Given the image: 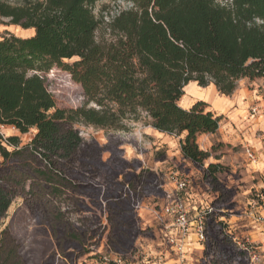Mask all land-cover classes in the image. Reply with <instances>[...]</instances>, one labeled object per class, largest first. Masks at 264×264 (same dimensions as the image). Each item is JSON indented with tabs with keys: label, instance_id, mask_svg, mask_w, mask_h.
<instances>
[{
	"label": "trees",
	"instance_id": "1",
	"mask_svg": "<svg viewBox=\"0 0 264 264\" xmlns=\"http://www.w3.org/2000/svg\"><path fill=\"white\" fill-rule=\"evenodd\" d=\"M96 1L27 0L13 6L0 0V24L34 31L0 37V126L35 131L22 146L18 137L0 134V219L22 197L41 232L72 264L95 261L102 244L124 258L133 254L136 238L149 233L138 226L133 199L163 196L157 173L144 170L136 158L126 160L119 145L85 142L75 124L115 132L143 120L161 133L183 136V159L202 166L210 152L199 148L197 137L216 133L221 117L201 101L182 108L184 87L213 84L230 96L241 79L264 81V0H130L131 7L109 23V40L97 39ZM53 66L81 86L82 106L57 107L45 77ZM103 151L112 154L108 166ZM95 160L99 165H91ZM226 170L211 163L202 172L215 194L203 243V251L214 254L212 264L248 256L228 225L226 231L218 222L235 208L227 202L230 188L216 176ZM102 172L106 188L96 183ZM132 225L135 234L118 248L115 239H127ZM0 264H27L7 227L0 231Z\"/></svg>",
	"mask_w": 264,
	"mask_h": 264
},
{
	"label": "rangeland",
	"instance_id": "2",
	"mask_svg": "<svg viewBox=\"0 0 264 264\" xmlns=\"http://www.w3.org/2000/svg\"><path fill=\"white\" fill-rule=\"evenodd\" d=\"M7 3L17 6L22 5L27 0H4ZM130 0H97L93 12L95 16L101 21V25L99 30L97 31V39L101 40H109L112 38L110 31L108 30V25L112 21V19L122 10L129 9L131 7ZM12 34L18 37H28L34 34L32 30H25L20 28L19 26L9 25V24H0V37ZM71 61H64V63H71ZM46 82L48 85L49 91L52 93L56 105L58 108L63 109H76L82 106L85 103V98L83 96L82 88L79 84L75 83L70 74L63 70L60 67L53 66L45 75ZM91 106V105H90ZM126 126L128 127L127 131H105L94 128L90 125H85L82 123L75 124V128L79 132V136L88 143H96L100 147L104 148L108 146V148H113L116 145H119L120 149L123 152V157L126 160L135 159L130 157V150L141 153H145L146 150L149 149L146 142V137L143 133L144 122L140 120L138 122H126ZM0 134L3 138H7L10 136H16L20 140V145H25L31 141L33 138L35 131L30 130L26 134H21L19 131L13 129L9 126H0ZM175 137V136H174ZM175 137L177 138H182ZM214 148L210 151V156L203 161L202 166H192L183 168V163L181 158L178 160V155H174L175 151H172L167 154L165 150L154 151V159L155 161H159V165L157 167L152 164V162H148V159L143 156L136 158L140 161L142 168L144 170H148L152 173H157L160 177V180L163 179L165 173L168 175L170 172L178 171L180 174H187L189 171L193 172L192 182L193 184L202 188H207V192L209 193V197L205 194L204 197L206 201L211 202L214 200L215 194L211 192L210 187L204 183L202 180V172L205 167H207L211 163H219L225 168L226 171L217 173L218 182L224 187L227 186L230 188L229 190V201H233L235 203V208L232 215L235 216H247V203L250 202L254 196L255 191L259 190L262 184L264 185V177L259 175L258 173L250 175V169L248 164L251 163L246 160L244 156V149L242 146H238L235 148H227L224 145H218L217 142L214 143ZM8 149H11L8 147ZM150 151V149H149ZM111 156L110 151H103L101 154V158L104 164L107 166L111 164ZM167 156L169 157L167 159ZM1 161V157H0ZM167 161V162H164ZM95 162V163H94ZM179 162V163H178ZM91 165H99L97 160L91 162ZM161 169V171H159ZM169 169V170H167ZM106 172H102L96 183L105 184L106 183ZM106 188V185H104ZM28 186H26L27 190ZM137 192L139 190L137 189ZM150 197L144 198V200L150 199ZM204 201V200H203ZM211 202L209 204H211ZM220 219L218 222L221 223L222 229L227 231V215ZM76 216H72V219H76ZM235 220V218H232ZM140 228L141 225L138 224ZM8 228L12 237L16 241L19 246L20 256L27 264H72L68 258H65L63 253L58 254L56 252V247L50 235L43 234L41 232L40 226L36 219L35 213L31 212L26 205L24 204V200L22 197H16L4 218L0 219V231L4 228ZM146 230V229H143ZM234 234L233 231H231ZM135 234L133 229V225L131 231L129 232V237L127 239L124 238H116V246L118 248H124L127 246L131 236ZM152 234V233H151ZM150 233H145L143 235H139L136 238L135 246L138 238L143 239L142 242L148 240L147 238L151 237ZM240 236V235H239ZM241 237V236H240ZM242 239V238H241ZM223 246H219L222 249ZM98 250V254L100 256L110 255L112 259L115 258L114 253L109 252L104 244L98 245L96 247ZM218 250V247H217ZM264 243L256 245L254 244V249L248 253L244 259L240 258L234 261V263L227 264H264ZM97 252V251H96ZM136 253V252H135ZM207 254V256H206ZM255 254L257 256L256 260H253L252 255ZM137 256V254H133L128 256V260L136 261L137 258H133ZM196 257L198 261L195 264H212V259L214 258V254H212V250L210 249L208 252L204 250L201 254H197ZM94 261H90L87 264H93Z\"/></svg>",
	"mask_w": 264,
	"mask_h": 264
},
{
	"label": "crops",
	"instance_id": "3",
	"mask_svg": "<svg viewBox=\"0 0 264 264\" xmlns=\"http://www.w3.org/2000/svg\"><path fill=\"white\" fill-rule=\"evenodd\" d=\"M198 101L205 103L207 111L221 117L216 133L202 134L197 137L199 148L203 151L210 152L214 148L215 142H217L218 145H224L230 149L238 146H242L244 149L245 146H249L257 156V161L255 163L251 162L248 164L250 175L258 173L264 177V81L262 79H255L253 81L247 78L241 79L238 82L237 88L230 96L220 95L213 84L200 87L196 82H189L184 87V95L180 98L179 105L184 109H189ZM252 109H255V112H252ZM143 133L150 151L148 149L145 153L139 155L138 152L133 151L132 148V150H130V157H146L148 162H152V164L157 167L160 162L155 161L153 157L154 151L163 149L167 154L175 151L173 154L178 155L176 160L181 158L183 168L191 167L192 164L183 159L180 152L179 141L181 138L176 139L174 136L161 133L151 126L145 125L143 127ZM168 158L167 156V159ZM140 160L143 161V158ZM159 171H161V169H159ZM187 174L193 176L192 171H189ZM166 175L165 173L164 177H166ZM258 187L262 188L264 185L262 184ZM168 188L172 189V186L169 185ZM206 189L205 187L201 189L195 184H192L189 188L186 200L191 204L193 211L203 209L211 202V199L209 202L205 200V194L209 197V193ZM157 204H161V201L154 197L144 200L143 202V207L138 216L139 225H141L142 229L150 228L153 235L144 242H142L143 239L140 240L141 238H138L136 247L140 254L151 253L157 255L163 253L167 262L173 263L174 258L169 256L167 246L160 238V230L152 214V208ZM248 210L249 209H247L246 212H248ZM232 214L233 213L228 214L226 218L227 221L225 220L230 232L233 231L234 235L237 237L241 236L240 238L242 239H247L253 245L264 243V226H261L249 216L243 217L241 215L235 216ZM232 218H235V220H232ZM185 252V264H195L198 261L196 255L203 252V245L202 243L195 242L194 237H191L190 241L185 246ZM143 263L142 258L133 262V264Z\"/></svg>",
	"mask_w": 264,
	"mask_h": 264
},
{
	"label": "built area",
	"instance_id": "4",
	"mask_svg": "<svg viewBox=\"0 0 264 264\" xmlns=\"http://www.w3.org/2000/svg\"><path fill=\"white\" fill-rule=\"evenodd\" d=\"M252 112H255V109H252ZM244 153L250 162L255 163L257 161V156L251 147L245 146ZM192 184V178L188 174H180L178 171L170 172L166 177H163L160 185L163 190V196L161 198L154 197L155 199H160L161 204H157L152 208V214L160 230V238L167 246L169 256L174 258V262H167L163 253L157 255L151 253L140 254L137 247L136 253H133L137 254V256L133 258H137V260L142 258L143 264H185V246L190 241V238L194 237L195 242L203 245L205 240V217L212 212L213 208L209 204L203 209L193 211L191 204L186 200V195ZM169 185L172 186V189L168 188ZM133 202L139 224L138 216L143 207L144 199H133ZM248 208L247 216L264 226V187L255 191V196L248 203ZM146 230L150 234L152 233L150 228H146ZM152 235L153 233L151 237ZM233 241L241 249L247 250L248 253L254 249V245L247 239H241L234 235ZM110 255H99L93 264H133L134 262V259L128 260V256L124 258L115 255V258L112 259ZM252 258L256 260L257 256L253 254Z\"/></svg>",
	"mask_w": 264,
	"mask_h": 264
},
{
	"label": "bare ground",
	"instance_id": "5",
	"mask_svg": "<svg viewBox=\"0 0 264 264\" xmlns=\"http://www.w3.org/2000/svg\"><path fill=\"white\" fill-rule=\"evenodd\" d=\"M14 129V128H13Z\"/></svg>",
	"mask_w": 264,
	"mask_h": 264
}]
</instances>
